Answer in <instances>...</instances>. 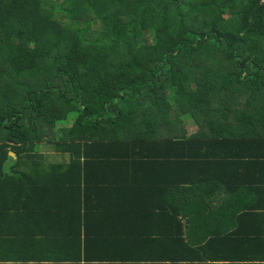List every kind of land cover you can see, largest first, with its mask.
Instances as JSON below:
<instances>
[{"label":"trees","instance_id":"16d2710c","mask_svg":"<svg viewBox=\"0 0 264 264\" xmlns=\"http://www.w3.org/2000/svg\"><path fill=\"white\" fill-rule=\"evenodd\" d=\"M263 105L262 0H0V246L27 254V192L53 186L35 173L40 147L72 166L51 176L81 183L93 159L126 151L161 162L164 184L170 160L229 139L232 117L264 127ZM180 190L162 192L154 221H178Z\"/></svg>","mask_w":264,"mask_h":264},{"label":"crops","instance_id":"0c3cea01","mask_svg":"<svg viewBox=\"0 0 264 264\" xmlns=\"http://www.w3.org/2000/svg\"><path fill=\"white\" fill-rule=\"evenodd\" d=\"M253 109H246L253 119L264 116V105L256 115ZM231 121L229 139L191 145L178 167L167 162L164 184L161 162L139 163L126 151L104 164L93 159L87 168L95 172L81 183L75 176H51L52 163L61 173L72 166L40 149L48 162L35 173L43 178L40 187L45 181L53 186L47 196L27 192V254L0 246V264H264V127L256 132ZM185 129L189 136L197 131L192 122ZM179 184L175 199L184 209L168 210L178 221H154L162 192L171 188L172 195ZM67 229L73 237L65 238Z\"/></svg>","mask_w":264,"mask_h":264},{"label":"rangeland","instance_id":"374dc122","mask_svg":"<svg viewBox=\"0 0 264 264\" xmlns=\"http://www.w3.org/2000/svg\"><path fill=\"white\" fill-rule=\"evenodd\" d=\"M95 29H101V27H102V25H98V26H93ZM75 118H76V114H72L71 115V117H70V119L67 121V124L68 125H70L74 120H75ZM61 126V125H60ZM40 149L42 150V151H44L45 150V146H42V147H40ZM47 155H49V156H53V157H55L54 156V154L51 152V150H48L47 152H45Z\"/></svg>","mask_w":264,"mask_h":264},{"label":"water","instance_id":"95a60500","mask_svg":"<svg viewBox=\"0 0 264 264\" xmlns=\"http://www.w3.org/2000/svg\"><path fill=\"white\" fill-rule=\"evenodd\" d=\"M10 157H15V154L13 152H9Z\"/></svg>","mask_w":264,"mask_h":264},{"label":"built area","instance_id":"2783aa9c","mask_svg":"<svg viewBox=\"0 0 264 264\" xmlns=\"http://www.w3.org/2000/svg\"><path fill=\"white\" fill-rule=\"evenodd\" d=\"M264 2V0H262Z\"/></svg>","mask_w":264,"mask_h":264}]
</instances>
